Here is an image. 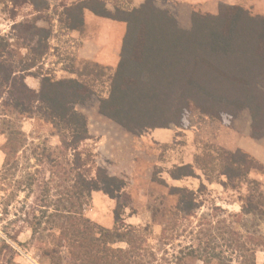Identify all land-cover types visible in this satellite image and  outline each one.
<instances>
[{"label":"trees","instance_id":"1","mask_svg":"<svg viewBox=\"0 0 264 264\" xmlns=\"http://www.w3.org/2000/svg\"><path fill=\"white\" fill-rule=\"evenodd\" d=\"M85 9L126 25L118 62L102 81L107 86V94L99 95V111L103 115L136 132L167 127L170 123L185 128L187 114L193 109L222 118L247 106L252 114V136H261L264 13L252 14L240 5L220 3L215 13L193 10L190 28L183 29L167 10L155 6L154 0H144L130 9L114 6L113 10L107 8L104 0H71L63 4L57 21L67 30H80ZM17 25L24 30L21 41L26 53L20 55L13 48L5 50L6 44L0 43V134L4 136L1 150L5 177L11 174L6 171L16 166L17 153L27 144L21 129L23 119L34 118L46 124L56 138L54 148L44 147L37 156L51 177L43 182V208L33 222V234L43 218L45 223L58 225L59 240L64 241L72 261L67 264H151L156 258L146 241L149 225L134 226L120 217L129 199L124 191L125 181L109 175L94 162L92 154L78 149L91 135L86 117L75 104L86 100L94 89L79 77L56 78L48 72L32 71L48 48L50 31L26 20ZM94 64L99 70L104 67ZM30 75L38 78L37 89L26 83L25 78ZM209 151L216 153L196 157L197 163L216 168L226 178L222 182L225 186H238L251 170L264 172V165L240 148L216 147ZM169 175L179 179L193 176L194 171L188 163L174 166ZM27 179L31 187L37 176L30 174ZM153 180L163 183L162 179ZM249 183L253 187L245 195L238 215L264 218V190L256 180ZM49 187L55 194H50ZM97 190L116 199V223L112 229L99 227L84 214L85 201ZM169 192L178 194L179 199L173 210L157 211L162 217L161 235L169 225L174 230L178 218L194 216L193 190L170 186ZM50 206L53 208L47 212ZM248 239L251 242L244 240L235 245L241 257L239 264H255L256 252L264 251V234L258 232ZM117 242H124L126 248L112 247ZM195 250L191 246L188 254L200 258L202 252ZM215 257L218 255L212 253L206 258Z\"/></svg>","mask_w":264,"mask_h":264},{"label":"rangeland","instance_id":"2","mask_svg":"<svg viewBox=\"0 0 264 264\" xmlns=\"http://www.w3.org/2000/svg\"><path fill=\"white\" fill-rule=\"evenodd\" d=\"M104 1L107 8L113 10L114 6L130 9L132 0ZM164 1L158 0L154 4L166 10L159 5ZM70 2L18 0L17 3L15 0H0V43L6 44L5 50L13 48L24 55L26 50L21 41L24 30L17 23L26 20L29 24L46 28L50 31L48 48L31 70L48 72L56 78L79 77L94 89L95 92L90 93L86 100L75 104V108L86 117L91 130V138L79 144L78 149L92 154L94 162L109 175L125 181L124 191L129 199L120 217L124 223L134 226L149 225L145 233L146 241L148 250L156 258L151 264H239L241 257L235 245L240 241H250L248 237L258 232L264 234V218H256L252 214L238 215L245 195L253 187L250 180H256L264 190V172L251 170L238 186H225L222 182L226 178L216 168L198 164L196 157H202L206 152L216 153L209 151L216 147L229 150L244 148V151L249 148L264 156V126L259 129L261 136H252V114L247 106L241 107L232 116L222 118L193 109L187 114L185 128L173 123L161 127L171 134L166 139L155 137L153 129L128 131L107 118L99 111V95L107 94L106 82L102 81L106 80L112 68L102 67L99 70L95 62L77 58L81 40L75 32L65 29L57 21L63 4ZM224 2L240 5L252 14L264 13V0ZM204 7L199 2V6L194 8L200 13H209ZM113 31L119 37L124 27L118 24ZM27 78L37 89L38 78L31 75ZM21 129L27 137V144L17 153V164L6 171L11 172L6 177L2 169L4 153L1 150L4 136L0 134V264L72 263L64 241L59 240L58 225L54 227L52 223H45L43 218L38 231L32 232L33 222L40 217L43 208L40 206V199L45 197L43 182H48L51 177L46 164L39 163L37 156L44 147L54 148L56 138L46 124L34 118L23 119ZM188 163L193 167V176L171 178L169 170ZM30 174L37 176L31 187L27 179ZM153 178L162 179L163 183ZM170 186L186 187L195 192L194 216L178 218L177 227L172 230L169 225L161 235L162 217L159 213L173 210L179 199L178 194L169 192ZM49 188L50 194H55L53 187ZM52 198L55 199L54 196ZM115 203V198L102 191H92L83 211L99 227L112 229L116 223L113 213ZM52 208L50 206L47 212H51ZM191 246L195 251L202 252L200 258L188 254ZM112 247L126 248V244L117 242ZM212 253L218 257L206 258ZM255 258V264H264V251H257Z\"/></svg>","mask_w":264,"mask_h":264},{"label":"crops","instance_id":"3","mask_svg":"<svg viewBox=\"0 0 264 264\" xmlns=\"http://www.w3.org/2000/svg\"><path fill=\"white\" fill-rule=\"evenodd\" d=\"M143 1L144 0H132L131 8L138 6ZM197 1L203 3L205 6L204 8H207V10L204 9L206 12L215 13L219 3L227 0H166L159 5L165 8L175 18L177 25L187 29L191 26V15L193 10H195L194 7L199 6V2ZM154 2L157 3L158 0H154ZM83 20L84 24L82 29L70 30L75 32V35H77L82 42L78 49L77 58L84 61H93L101 66L113 69L119 59V50L126 27L125 23L96 15L88 9H85L83 12ZM118 24L124 27L123 34H120L119 37L113 31V28ZM25 81L28 85H31L32 88L35 87L32 83L30 84V82H28L27 77ZM87 129L91 135L88 124ZM152 134L160 139H166L168 135L171 136L170 132L165 128H154ZM245 150L264 165V156L261 153L249 148Z\"/></svg>","mask_w":264,"mask_h":264}]
</instances>
